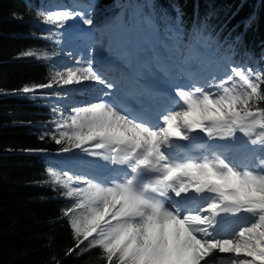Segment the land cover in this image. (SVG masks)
I'll return each mask as SVG.
<instances>
[{
	"label": "trees",
	"instance_id": "16d2710c",
	"mask_svg": "<svg viewBox=\"0 0 264 264\" xmlns=\"http://www.w3.org/2000/svg\"><path fill=\"white\" fill-rule=\"evenodd\" d=\"M72 2L0 0V264H163L123 244L120 225H100L99 200L59 165L86 140L61 128L66 104L55 99L69 59L56 32L76 23ZM91 2L99 17H151L164 39L197 41L235 64L248 87L235 77L223 105L259 112L253 145L264 157V0ZM250 184L264 191L263 176Z\"/></svg>",
	"mask_w": 264,
	"mask_h": 264
},
{
	"label": "rangeland",
	"instance_id": "374dc122",
	"mask_svg": "<svg viewBox=\"0 0 264 264\" xmlns=\"http://www.w3.org/2000/svg\"><path fill=\"white\" fill-rule=\"evenodd\" d=\"M80 3L81 2H78V5H80ZM81 5L80 9H82L83 14L87 17V21H84L82 25L88 28L86 33L83 35V39L86 40L85 44L88 45V51H94L95 48H97L96 46L101 44L105 47L113 45L114 51L123 52L124 49H126V47L129 48L130 45L133 48L139 47L141 41L148 38L150 41L149 45L151 46L153 44L158 49V36L150 35L149 37L147 34L145 37L144 35V30L149 32V29L152 27L149 22V18L146 19L145 17H139L133 20L132 18H126L123 13L115 19L103 17L99 18L97 14L94 15L92 10L93 7L83 6L82 3ZM99 21L102 22L100 31L97 28V23ZM58 35L62 39V43L71 42V45L75 46L74 52L76 57H78L71 58L68 62H66L61 75V87L67 90L69 94L68 96H70L60 98L61 100L68 98L70 103V106L63 115L65 121V125L63 126L64 129H80L81 133L89 138L87 143L98 141L103 136H107V133L115 138L117 136L125 135L127 130H133V127L130 129L128 128L129 125L126 124L125 130L122 131L121 127L127 121L123 122L116 114L101 104L97 95L89 91L91 86H94L93 84L95 83L96 75L90 67H87L85 64L82 65L79 58L80 54H78L81 47L79 46L78 48V46H76L77 44L72 42V35L70 34V31L60 30ZM98 40L100 41V44L92 47L95 45L94 41ZM169 47H173L169 50V52L178 54L180 61L189 59L190 56L189 53H187L188 50L186 51L185 46L180 44L175 45L172 42H168L166 44V48ZM196 47L197 45L195 43L193 48L196 52H201V54L204 53V55L206 54L209 59L213 58L211 56L213 53L211 50L201 51ZM184 53L187 54H185L183 58L182 56ZM211 84L212 85L209 88H211L212 91L206 94V96L200 101L194 102L190 106L191 109L184 114H186L187 118L194 122H203L204 128H208L213 131L215 133V137H222L217 141L221 148L229 149L230 146H237L239 148L237 153L239 161H241L244 157L247 158L246 154L250 153L249 155L251 157L249 160L252 163L253 169L260 173L264 172V169H262L264 168L263 164L261 169H258L259 167L254 164V158H252L253 151L250 147L251 137L253 136L252 129L255 125L253 121L256 119V115L249 116L246 121H234L231 124H226V121L222 116L224 115L223 110H221V100L226 93V86L224 83L222 84V87L220 84H216L215 78H212ZM207 110H212L214 115L212 117L205 118ZM224 113L227 114L228 111H224ZM177 115L179 114L177 113ZM178 117L180 118L182 115ZM178 117L176 116L175 119L178 120ZM166 131L167 130H163V132ZM142 139L147 142L151 141V139H148L147 137H143ZM156 146H158V144L155 145L154 148H156ZM101 160L103 159H97V162H103ZM80 162L83 161H77V166H79V169L82 170V167L80 166L82 163ZM73 164L75 163H71L70 165ZM216 175L218 176V174ZM87 180V176L83 175L81 182L84 184L87 183ZM235 181L237 184L242 183L239 179ZM235 187L239 189L236 185ZM91 190L93 195L102 198L103 206L101 208V212H104L107 217H116V220H122L125 215H127L128 211H132V208L129 207L127 211L125 206V202H127V200L119 194L107 189H100L92 186ZM236 200L240 203L237 209L242 210L240 213H242L241 216L243 218V223L245 224L244 227L242 224H238L236 228L245 230V233L241 236L239 235L240 237L238 239H236L237 236L230 239L229 242H226L223 248H227L228 250V245L235 247L242 257L237 255L233 257L231 256L227 261L231 260L233 261V264H241V259L244 256L254 257L258 255L262 258L264 263V208L261 192L253 189H247L245 187L240 195H236ZM204 207L206 210H209L208 208L211 210V201H209V205L208 203H205ZM221 207L225 206L221 205ZM205 208L203 209V207H201L200 209L205 210ZM256 212H260L261 214H257ZM200 219L201 216H195L194 219L189 221L191 227L186 231L185 236L190 237L196 235V232L198 233L196 225L200 222ZM206 224H209L208 219L206 220ZM125 225L127 239H132L142 248L150 249L151 255L159 254L162 258L169 260L170 262L175 260L176 250H179L180 247H177L175 236L176 231L175 229H172L168 223L160 224V226H165L163 232H161V229L159 228L156 229L154 225L143 226L140 224H132L130 222H127ZM164 239L167 241V244H164ZM181 239H185L184 235H181ZM185 245L188 246V244ZM219 255L220 252L215 253L200 261L199 264H216L220 260L218 259ZM244 263L253 264L251 260H246Z\"/></svg>",
	"mask_w": 264,
	"mask_h": 264
},
{
	"label": "bare ground",
	"instance_id": "6f19581e",
	"mask_svg": "<svg viewBox=\"0 0 264 264\" xmlns=\"http://www.w3.org/2000/svg\"><path fill=\"white\" fill-rule=\"evenodd\" d=\"M122 127L125 128V125H123ZM135 131L139 133L140 130L138 128H136ZM196 133H198V132H196ZM143 135H146V134H143ZM204 195H205V193L203 191L198 192L197 200L200 198H203ZM125 196H126V199L128 200V203L132 206H135V205L137 206L141 202V200L139 199V197L137 195H125ZM205 217H206V215H204L203 218H205ZM149 220H150L149 224H152V225L156 226L157 228L161 229V232L164 231L165 226H160L159 221H157L153 217H150ZM168 225L172 228L177 229L175 232V236H176L177 247H180V249L177 250V258H178L179 262H181V264H186L187 262H190L191 264H199L200 261H202V260H204V259H206V258L210 257L211 255L218 253V252H220V255L218 258L220 260L216 264H233V261H231V260L227 261L229 259V257H231V256L233 257L235 255L240 256L239 251H237L235 247L228 245V250H227V248H223L224 245L221 246L220 242H218L217 244L210 243L205 238V233H202V232L197 233L196 239H192V238L187 239L185 236V232H184V228L190 227L187 222H184V224H183L184 228L181 225H179L178 223H172L169 220H168ZM199 228L204 229L205 226L200 225ZM250 229H251V227H250ZM244 233L245 232L238 231L236 233V235H234V236L235 237L237 236L236 239H238ZM181 235H184L185 239L182 240ZM164 244H167V241H165V239H164ZM185 244H188V246H186ZM162 245H163V243H162ZM225 250H227V251L224 252ZM240 257H242V256H240ZM241 260H242L241 264H248V263H244L246 260H251V262L253 264L255 263L251 257L244 256ZM255 261L260 262L259 264L263 263L261 257H256Z\"/></svg>",
	"mask_w": 264,
	"mask_h": 264
}]
</instances>
